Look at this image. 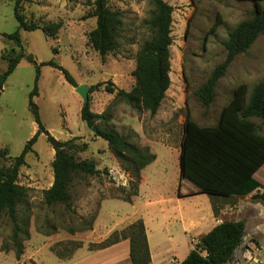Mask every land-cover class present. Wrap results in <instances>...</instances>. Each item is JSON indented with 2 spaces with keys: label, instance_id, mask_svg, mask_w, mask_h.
I'll use <instances>...</instances> for the list:
<instances>
[{
  "label": "rangeland",
  "instance_id": "374dc122",
  "mask_svg": "<svg viewBox=\"0 0 264 264\" xmlns=\"http://www.w3.org/2000/svg\"><path fill=\"white\" fill-rule=\"evenodd\" d=\"M165 1L174 8L171 84L159 110L151 115L147 110L120 100L116 92L105 90L107 82L127 92L136 83L132 75L136 53L153 35L148 25L152 10L149 0H108L112 9L122 11L124 24L119 49L104 60L88 41L89 32L96 26V18L88 16L92 11V0H22V12L29 23L41 25L54 19L60 21L62 27L56 39L49 38L40 29L21 30L26 56L8 77L1 93L0 149L7 148L11 157H17L38 130L29 109V94L36 73L34 63L29 60L33 57L38 64L54 60L72 75L78 86L104 83L98 91L90 93L89 88L88 92L91 110L109 116L108 121L100 120L99 124L113 128L142 150L149 149L154 153L151 148L155 147L158 160L141 171L138 195L131 197V203L137 201L135 207L124 201L117 190L124 187L129 192L135 180L122 169L107 142L96 137L82 121L83 102L75 87L66 81L59 69L42 65L39 94L34 98L42 123L57 140L79 138L77 143H87L88 149L79 152L78 157L93 159L100 173L75 180L71 189L74 212L66 211L62 206H48L43 194L53 183L54 150L46 136L40 135L33 152L27 154L26 165L21 167L19 176L20 184L29 188L27 201L19 207V222L27 225L30 239L24 242V254L19 260L13 251H1L3 241H8L11 235V225L6 217H0V264H70L78 260L88 264H121L109 253L111 246L98 249L99 245L141 219L149 231L156 222L163 223V229L155 230L152 237L153 245L157 244L161 249L157 264H178L207 230H196L195 227L201 207H206L209 201L213 212L218 213L217 219H246L248 211L244 198L235 200L236 196L209 197L206 194L181 197L177 187L186 116L189 114L201 126H213L234 89L246 84L252 90L264 78L263 33L247 52L231 63L219 80L215 100L207 110L195 96L197 88L225 60L224 41L229 32L241 21L253 17L255 4L245 0ZM14 3L15 0H0V73L7 68V62L1 59L2 53L13 48L19 51L16 44L4 36L18 29ZM216 22H219L218 28L208 35ZM254 120L264 134L261 119ZM10 164V159L0 158V167L8 168ZM144 171L149 176L142 185ZM181 191H185L184 185ZM160 197L168 200L164 204L165 221L159 217V207L150 204ZM247 220L249 232L251 222ZM123 240L126 239L119 242ZM77 244L81 247L76 248ZM227 264H264L262 238L246 235L233 260Z\"/></svg>",
  "mask_w": 264,
  "mask_h": 264
},
{
  "label": "trees",
  "instance_id": "16d2710c",
  "mask_svg": "<svg viewBox=\"0 0 264 264\" xmlns=\"http://www.w3.org/2000/svg\"><path fill=\"white\" fill-rule=\"evenodd\" d=\"M255 4L252 18L241 21L229 32L224 41L226 58L214 68L209 77L195 91L197 100L207 110L215 100L219 80L226 74L235 58L247 52L257 38L264 33V0H245ZM22 0H15L14 16L18 29L4 36L12 40L15 48L5 51L1 59L7 62V68L0 73V97L8 77L26 56L23 48L21 30H42L46 36L56 39L62 23L43 22L41 25L29 23L21 6ZM152 5L148 25L153 32L136 53V65L132 73L136 80L129 91L116 88L112 82L105 83V90L116 92V97L128 105L147 110L154 115L159 110L168 90L171 79L170 47L172 45V22L174 8L165 0H149ZM89 17L96 18V26L88 34L91 47L104 60L115 53L120 46L119 39L124 24L123 13L112 9L108 0H92ZM219 26L216 22L208 31L212 34ZM36 73L33 90L29 94V109L38 126L36 134L25 144L17 157H11L7 148L0 149V158L11 160L8 168L0 167V217H6L11 225L8 241H3L1 251H13L17 260L24 254V242L30 239L27 225L19 222V207L29 196V188L19 182L20 169L26 165V156L33 152L38 137L44 134L54 150L52 161L53 183L44 191V202L48 206H62L66 211L74 212L72 207V186L77 179L97 176L100 171L93 159H81L79 152L88 149L87 143H77L79 138L57 140L45 128L34 98L39 94L41 79L40 68L49 65L59 69L66 81L78 87L72 75L54 60L38 64L33 57ZM104 83L90 87V93L98 91ZM111 85V87H110ZM80 117L88 127L96 128L94 135L105 140L110 152L120 162L122 169L135 181L128 192L119 187L117 192L123 200L131 203V197L138 195L141 171L153 163L157 156L149 149L142 150L131 144L108 125L101 126L100 120H109L106 114H97L91 110L90 98L83 104ZM261 119L264 126V78L252 90L241 84L232 92L228 103L223 107L219 120L213 126H201L188 114L184 122V133L180 150V183L177 194L181 197L206 194L209 197L229 198L247 197L261 187L254 174L264 165V134L254 119ZM193 186H191L189 183ZM185 191L182 192V186ZM264 203V191L254 196ZM215 216L218 214L214 211ZM246 236V224L243 220L222 221L200 238V242L187 257L178 264H227L235 256ZM130 240L131 264H152L151 252L143 220H138L121 232L99 245L98 249L118 243L122 239ZM77 244L76 248H80ZM59 256L65 257L59 253Z\"/></svg>",
  "mask_w": 264,
  "mask_h": 264
},
{
  "label": "crops",
  "instance_id": "0c3cea01",
  "mask_svg": "<svg viewBox=\"0 0 264 264\" xmlns=\"http://www.w3.org/2000/svg\"><path fill=\"white\" fill-rule=\"evenodd\" d=\"M48 21L56 22V20H54V19H52V20L49 19ZM136 131L141 132V129H136ZM151 150L156 154L157 158L153 163L148 165L146 168H149L152 164H154L158 160L156 148L152 147ZM180 150H181V146H180ZM148 176L149 175L147 174V172L144 171L143 172V180L144 181H143L142 185L146 183V180H148ZM253 177L256 181H258L261 184V187L258 190H256L255 192H253L252 194H250L249 196L237 197V198H235V200L240 199V198H242V199L244 198L245 202H247L246 205H247L248 215L246 216V219L243 220L246 224V235L251 236L253 234L257 237H261L262 241L264 243V203L259 201L258 199H256L254 197L256 194H258V193L261 194L264 191V165L254 174ZM179 183H180V176H179L177 192H178V188H179ZM198 195H201V194H198ZM193 196H195V195H193ZM167 201L168 200L165 197H160V198L155 199L153 201V203H150L152 205L159 207V217L164 221L166 220V215H165L166 210L164 209V204L167 203ZM136 202L137 201H133L132 203L127 202V203L132 204V206L135 207ZM201 209H202L201 214L199 216L198 223H196L197 226L195 227V229L196 230H203V228H206L207 230L203 234V235H205L210 230H212L216 225L221 223L223 220H221L220 218L217 219V217H215L211 201H209L207 203L206 207H201ZM179 210H180L181 215H182L181 207H179ZM223 211L224 210H222L221 212H223ZM247 218L251 222V227L249 229V232H248L249 224H248ZM156 219H157V217H156ZM236 221H239V220H236ZM143 222H144V220H143ZM158 223H159V225H158ZM144 224L146 226V222H144ZM191 225H193V223H191ZM146 229H147L146 230L147 231V239H148L149 248H150V252H151L152 263L157 264L159 262V260L156 259L158 257V250H161V249L158 248L157 244L153 245L152 237H153L155 230H158V229L162 230L163 229V223L156 222L154 224V226L151 228V231H149L147 226H146ZM108 250H109V253H111L112 257H114L115 260H117L119 263L131 264L129 261V256H130V241L129 240H127V239L123 240V241L111 246L110 248H108ZM117 258H119V259H117ZM120 258H122V260H120ZM161 259H164V258H161ZM115 260H111V262H113ZM70 264H88V263L86 261H83V260H78V261L70 263Z\"/></svg>",
  "mask_w": 264,
  "mask_h": 264
},
{
  "label": "water",
  "instance_id": "95a60500",
  "mask_svg": "<svg viewBox=\"0 0 264 264\" xmlns=\"http://www.w3.org/2000/svg\"><path fill=\"white\" fill-rule=\"evenodd\" d=\"M89 86L86 85H79L75 88V92L81 97L83 104H87L89 101ZM92 131L95 133L96 128L93 127Z\"/></svg>",
  "mask_w": 264,
  "mask_h": 264
}]
</instances>
